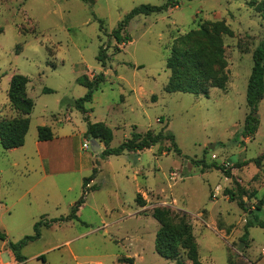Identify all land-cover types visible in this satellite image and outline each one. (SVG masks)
<instances>
[{
	"label": "rangeland",
	"instance_id": "374dc122",
	"mask_svg": "<svg viewBox=\"0 0 264 264\" xmlns=\"http://www.w3.org/2000/svg\"><path fill=\"white\" fill-rule=\"evenodd\" d=\"M167 1L0 0V121L18 117L8 100L14 75L29 79L35 103L26 144L9 151L0 145V232L6 235L0 264H13L9 244L33 236L36 223L69 217L92 176L80 219L43 228L41 238L23 248L25 264H43L41 256L46 264H174L156 251L161 225L155 210L169 211L171 225L192 226L202 264H264V229L251 227L245 237L253 215L264 221V99L257 134L241 137L252 57L264 42L257 10L264 0H180L166 13L134 18L131 41H115L112 33L135 8ZM218 21L233 33L224 38L226 88L211 89L209 98L166 93V62L176 40ZM100 49L109 59L106 68L97 61ZM102 73L106 81L86 108L92 124L111 129V148L148 131L166 137L160 144L111 157L99 140L103 150L83 149L90 143L87 123L74 102L87 90L77 80ZM41 126L70 136L60 139L67 149H39ZM41 153L67 165L52 170L45 163V172ZM181 256L192 264L184 251Z\"/></svg>",
	"mask_w": 264,
	"mask_h": 264
},
{
	"label": "trees",
	"instance_id": "16d2710c",
	"mask_svg": "<svg viewBox=\"0 0 264 264\" xmlns=\"http://www.w3.org/2000/svg\"><path fill=\"white\" fill-rule=\"evenodd\" d=\"M85 1V0H83ZM191 2L193 0H187ZM180 5V0H168L162 6L142 5L135 8L121 21L117 29L112 33L115 41L125 44L131 41L127 34L130 22L138 16H152L163 14ZM258 12L264 18V2L258 8ZM232 31L225 22L207 23L201 26L199 30L190 31L188 34L179 37L173 45L171 54L166 62V68L171 76L165 88L168 94L184 93L194 96L210 97L211 89L224 90L228 82L227 63L225 59L224 38L231 37ZM19 54V53H17ZM253 68L249 78L246 94L247 108L249 110L245 121L241 137L243 139H253L260 127L259 105L264 99V42L253 53ZM108 57L103 49H100L97 61L102 68H106ZM106 81L105 75L99 74L90 80L83 76L77 80V83L84 86L87 90L85 96L74 102V108L83 114L87 123L86 137L88 140L95 139L102 142L105 146L103 155L105 157L121 156L125 153H138L150 150L160 144L166 137L162 134H154L148 131L145 135L133 133L131 139L125 140L118 148H111L113 133L103 123L92 124L88 118L87 105L93 102L94 93ZM29 79L22 75H14L10 80L8 90V100L18 117L13 120L0 121V145L4 150H14L22 148L25 145L28 135L31 114L34 111L35 103L28 96L27 86ZM45 94L52 93L49 89H44ZM55 135L50 127L38 128V141L50 142ZM169 141L175 147V152L181 154L177 148L173 136H169ZM226 178H232L230 172L223 167H218ZM94 180L85 179L83 182V195L81 199L72 207L71 214L66 219H56L43 224L38 222L34 226V235L27 236L17 244L10 243L9 248L13 253L17 264H25L26 259L22 255V250L27 245L41 238V230L50 228L53 223L78 220V212L85 203L86 187ZM227 194L229 191H226ZM233 201V195L230 196ZM136 203L139 207H145L146 203L140 197ZM245 207V206H243ZM257 210H260L259 208ZM153 218L161 225L156 238V251L158 255L174 264H187L182 260L181 251L187 255L192 264H202L199 261L198 245L193 234L192 226L182 221L179 225L170 224V212L155 210ZM254 221H248L246 225L245 237L248 236V229L259 227L264 229V221L259 220L253 215ZM0 240L6 241V235L0 232ZM43 264H46L44 256L39 257Z\"/></svg>",
	"mask_w": 264,
	"mask_h": 264
},
{
	"label": "crops",
	"instance_id": "0c3cea01",
	"mask_svg": "<svg viewBox=\"0 0 264 264\" xmlns=\"http://www.w3.org/2000/svg\"><path fill=\"white\" fill-rule=\"evenodd\" d=\"M31 119V118H30ZM41 127H44V126H41ZM30 128H31V124H30ZM39 128V127H38ZM37 128V129H38ZM51 128V127H50ZM52 129V128H51ZM30 130V129H29ZM54 135H55V137H54V139L52 140V141H50V142H36V146L39 148V149H44V150H46V149H49V148H51V146H54V145H57L56 146V148L58 149V151H63V150H65V149H67V144H68V142L66 143V142H62L61 140H69L70 139V136H65V137H62V138H59V137H57L56 136V134L54 133ZM61 139V140H60ZM25 144H26V142H25ZM104 149V146L102 145L101 147H100V151L101 150H103ZM15 150V149H14ZM45 153H47L46 151H44ZM27 162H29L28 160H27ZM40 163H41V166H43V169H44V171H45V163H51V165L50 164H48V166H49V169H52V170H54V169H57V167L59 168V167H64V165H65V163H66V161L64 162L63 160H61V159H59V160H53V159H51V158H49L48 157V154L47 155H42V153H41V157H40V161H39ZM53 162H61V164H59L58 166H55L54 165V163ZM64 162V163H63ZM67 165V164H66ZM65 165V166H66ZM50 166H51V168H50ZM70 168L71 169H73V165H71L70 166ZM62 169H64V168H62ZM64 171V170H63ZM65 171H68V170H65ZM64 171V172H65ZM94 171V170H93ZM46 172V171H45ZM95 181L96 180H94V181H92V184L93 185H95ZM82 208V207H81ZM78 218L80 219V212H79V215H78ZM109 235V234H108ZM264 252V251H263ZM39 259V258H38ZM13 264H17L16 262H15V259H14V256H13ZM98 264H102V263H98ZM133 264H135V259H134V261H133Z\"/></svg>",
	"mask_w": 264,
	"mask_h": 264
},
{
	"label": "water",
	"instance_id": "95a60500",
	"mask_svg": "<svg viewBox=\"0 0 264 264\" xmlns=\"http://www.w3.org/2000/svg\"><path fill=\"white\" fill-rule=\"evenodd\" d=\"M90 145H91V149L93 152L99 150V148H100L99 145H97L96 140H94V139L90 140Z\"/></svg>",
	"mask_w": 264,
	"mask_h": 264
},
{
	"label": "built area",
	"instance_id": "2783aa9c",
	"mask_svg": "<svg viewBox=\"0 0 264 264\" xmlns=\"http://www.w3.org/2000/svg\"><path fill=\"white\" fill-rule=\"evenodd\" d=\"M89 148H91V145H90L89 142H86V143L83 145V149L88 150Z\"/></svg>",
	"mask_w": 264,
	"mask_h": 264
}]
</instances>
